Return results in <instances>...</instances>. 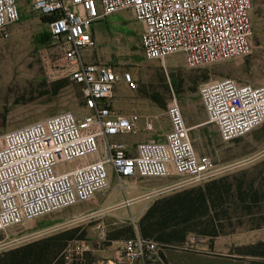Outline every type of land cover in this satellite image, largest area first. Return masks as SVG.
<instances>
[{
    "label": "built area",
    "instance_id": "1",
    "mask_svg": "<svg viewBox=\"0 0 264 264\" xmlns=\"http://www.w3.org/2000/svg\"><path fill=\"white\" fill-rule=\"evenodd\" d=\"M45 18L49 39L62 52L61 71L81 86L82 117L71 111L28 123L0 136V231L25 220L88 202L114 178L126 189L130 180L181 176L188 182L214 179L219 172L208 154L199 153L191 128L174 95L167 107L170 129L163 140L131 147L114 137L140 130L141 115L113 107L119 84L136 89L130 72L90 62L84 50L97 41L92 25L120 10L142 23L140 46L146 60L181 53L188 68L245 56L251 52L253 0H31ZM18 0H0V33L20 20ZM207 122L225 142L264 123V86L234 79L212 80L199 87ZM156 120L146 123L155 131ZM104 151V156L95 158ZM131 205L129 199L125 200ZM157 241L139 231L124 239L113 258L91 261V244L68 242L65 264H149L159 252Z\"/></svg>",
    "mask_w": 264,
    "mask_h": 264
},
{
    "label": "rangeland",
    "instance_id": "2",
    "mask_svg": "<svg viewBox=\"0 0 264 264\" xmlns=\"http://www.w3.org/2000/svg\"><path fill=\"white\" fill-rule=\"evenodd\" d=\"M253 1L251 52L245 56L194 69L186 66L181 53L171 54L163 60H146L140 46L143 25L130 10L116 11L94 23L92 31L97 44L83 51L90 62L133 75L137 88L129 89L126 84H119L113 107L122 114H140L145 125L157 119L155 136L170 129L166 111L175 95L187 124L193 127L191 136L195 149L211 156L217 164L219 172L214 179L188 182L181 176L139 178L130 180L126 189H122L112 178L111 185L88 202L0 231V251L61 235L63 247L73 239L86 240L92 247L91 261L106 260L114 257L124 239L138 231L139 221L147 210L167 196L224 177L234 182L235 178L251 182L255 188L264 190V123L228 142L221 139L214 124H198L206 114L199 97V87L203 83L230 78L264 86V0ZM18 2L20 20L8 27V36L0 33V136L8 130L61 112L71 111L79 117L89 112L81 99L80 86L61 71L62 52L47 37V20L33 12L31 0ZM127 199L130 206L125 204ZM259 211L264 212V202L260 203V209H255L256 215L244 218L243 222L232 221L236 231L247 236V231L252 230L251 234L258 240L262 238L264 223L256 228L264 220V213L257 215ZM221 222L230 223L227 220ZM199 238L191 233L177 246L201 247ZM259 241L243 245L241 251H247Z\"/></svg>",
    "mask_w": 264,
    "mask_h": 264
},
{
    "label": "trees",
    "instance_id": "3",
    "mask_svg": "<svg viewBox=\"0 0 264 264\" xmlns=\"http://www.w3.org/2000/svg\"><path fill=\"white\" fill-rule=\"evenodd\" d=\"M80 96L84 102L82 89ZM234 180L220 178L156 201L141 217L138 231L144 237L157 241L161 249L179 247L177 244L184 243L191 233L200 238H213L235 232L232 221L256 215L255 209H260V203L264 202V190L255 188L251 182ZM259 213L262 215L264 212L259 211L257 215ZM222 220L230 223L222 224ZM263 223L264 220L256 228ZM60 236H47L3 251L0 264H65L62 257L65 246L61 244ZM242 247L235 251L243 257H264V241L246 247L249 248L247 251H241ZM259 248L263 250L259 251ZM260 259L264 258H252L251 264H264Z\"/></svg>",
    "mask_w": 264,
    "mask_h": 264
},
{
    "label": "crops",
    "instance_id": "4",
    "mask_svg": "<svg viewBox=\"0 0 264 264\" xmlns=\"http://www.w3.org/2000/svg\"><path fill=\"white\" fill-rule=\"evenodd\" d=\"M90 60L94 61L93 59ZM205 123H208L206 114L198 124L204 125ZM189 127L193 128L192 126ZM153 132L155 131L150 132L145 129V121L142 119L140 121V130L137 133L114 137V139L126 142L131 147L132 152H134L135 145L140 141L164 139L166 131L156 134L157 136ZM102 156H104V151L97 154L95 158H101ZM251 233L252 230L247 231V236H243L241 231H235L213 238H199L198 244L201 247L198 248L165 247L159 250L149 264H251L252 258L250 256L243 257L235 251L236 248L243 245H250L259 240L264 241V236L258 240Z\"/></svg>",
    "mask_w": 264,
    "mask_h": 264
}]
</instances>
